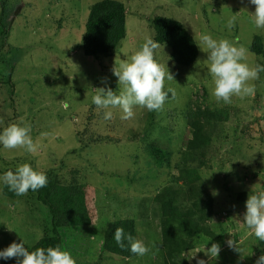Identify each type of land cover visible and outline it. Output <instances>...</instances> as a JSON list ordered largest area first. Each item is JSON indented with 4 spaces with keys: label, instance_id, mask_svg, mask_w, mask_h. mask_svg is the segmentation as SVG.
Listing matches in <instances>:
<instances>
[{
    "label": "rangeland",
    "instance_id": "1",
    "mask_svg": "<svg viewBox=\"0 0 264 264\" xmlns=\"http://www.w3.org/2000/svg\"><path fill=\"white\" fill-rule=\"evenodd\" d=\"M98 1L0 0V21L5 17L11 26L8 42L0 48V131L23 121L41 145L37 155L0 145V176L29 163L47 175L48 183L57 181V188L82 187L74 192L83 199L90 221L62 231L65 249L77 264H161L166 257L156 197L165 189H187L185 184L197 178L213 200L212 216L206 220L208 233L196 223L201 216L185 219L182 257L188 264L199 259L256 264L264 242L248 235L243 217L249 195L264 191V72L253 81L254 96L217 103L207 53L199 48L195 64L185 67L172 60L167 45L159 44L155 58L174 75L165 90L176 93L175 98L169 93L162 111L137 107L133 119L121 120L120 110L111 109L113 119L106 121L104 110L92 103L97 88L119 91L112 72L116 57L126 59L146 39L155 41L152 19L158 15L182 22L194 39L207 33L243 46L250 65H264V55L250 49L257 35L264 43V29L252 23L255 6L249 0H118L126 5L127 36L110 55L94 58L85 54L83 36L90 8ZM192 108L205 113L210 139L203 156L185 161ZM185 165L190 173L182 169ZM37 195L16 196L0 181V250L22 238L30 250L52 234L50 211ZM184 198L181 190L177 202L182 205ZM119 218L134 219L135 239L151 249L148 254L127 258L103 248L106 229ZM229 239L239 243L242 253L228 246ZM213 243L221 247L218 258L198 252ZM0 264L18 261L0 258Z\"/></svg>",
    "mask_w": 264,
    "mask_h": 264
},
{
    "label": "clouds",
    "instance_id": "2",
    "mask_svg": "<svg viewBox=\"0 0 264 264\" xmlns=\"http://www.w3.org/2000/svg\"><path fill=\"white\" fill-rule=\"evenodd\" d=\"M249 2L255 6V12L251 13L252 23L256 29H264V0ZM234 25L235 16L228 20L227 27L231 30ZM195 41L201 51L207 53L208 73L213 82L211 95L217 103L231 104L233 97L245 99L255 95L256 86L253 81L260 78L259 74L264 72V65H250L247 62L248 50L245 47H238L227 39H215L207 33L195 34ZM159 47L158 42L148 38L139 50L126 59L116 57L112 72L118 78L119 91H113L111 87H101L97 88L98 91L92 97V103L97 111L104 110V120L113 119L111 109L120 110L121 120L133 119L134 109L137 107L159 112L163 110L169 93L175 98L174 89L165 90L166 81L174 80V75L155 58V52ZM31 133L30 124L23 121L12 123L0 131V145L8 151L22 149L28 154L37 155L41 145L38 140L33 139ZM0 181L16 196H24L30 190L38 191L46 187L48 177L43 171L24 163L18 165L15 171H6L0 176ZM243 222L249 230L248 235H254L259 241L264 242V191L249 195ZM229 235L232 236L231 233ZM114 239L121 248L130 246L131 253L137 256L142 257L151 250L143 241L134 239L130 233L126 235L121 227L116 228ZM125 240L128 241V245L125 244ZM25 244L23 238L21 243L12 242L7 248L0 250V258L4 260L16 258L18 264H77L71 252L60 245L30 251ZM227 244L233 250L242 253L239 243L234 239H229ZM201 251L209 259H215L219 257L221 247L213 243L210 248L206 246L198 252ZM194 257L196 255L189 259ZM197 264H207V261L199 259ZM256 264H264V255L258 258Z\"/></svg>",
    "mask_w": 264,
    "mask_h": 264
},
{
    "label": "trees",
    "instance_id": "3",
    "mask_svg": "<svg viewBox=\"0 0 264 264\" xmlns=\"http://www.w3.org/2000/svg\"><path fill=\"white\" fill-rule=\"evenodd\" d=\"M152 27L155 30V41L159 44H165L171 49V58L175 63L185 67L195 64L199 56V46L182 22L158 15L152 19ZM10 29V21L2 17L0 21V48L7 44ZM126 36L127 9L125 3L118 0H101L91 6L85 21L83 36V50L86 55L94 58L108 56L119 48ZM250 49L256 54L264 55V43L261 36L254 37ZM188 122L192 128V137L188 138L182 156L185 161H195L205 154V148L210 139L209 131L206 129L209 128V122L206 120L205 113L200 115V112L194 111L193 108L189 109ZM182 169H186L188 173L191 172V168L186 167V165ZM56 182L51 181L46 187L36 191L39 201L47 206L50 211L52 234L37 241L30 251L56 245L65 249L67 241H63L62 231L80 227L90 221L83 199L80 200V197L75 193L79 192L78 189L83 190L82 187L74 185V192L69 191V189L57 188ZM186 185L188 186L187 189L185 187L179 191L165 189L156 197L160 204L163 253L166 257L161 264H188V261L182 257L185 242L184 233L186 232L184 221L188 217L193 219V217L201 216L200 221L196 223L206 231V220L212 216L213 200L204 189L203 184H199V179L195 178ZM181 190L185 197L181 202L182 205L177 202ZM31 192L34 193L35 191ZM118 227L123 228L126 235L130 233L134 239L136 238L137 229L134 219H115L106 229L103 248L108 252L120 254L127 258L134 257L135 255L130 251V246L121 248L117 245L114 233ZM195 232L199 235L203 234L202 231ZM206 232L208 233V231ZM125 244L128 245L127 240H125Z\"/></svg>",
    "mask_w": 264,
    "mask_h": 264
}]
</instances>
